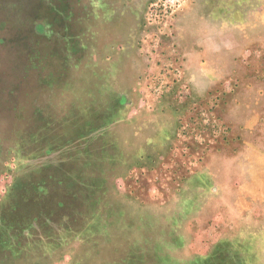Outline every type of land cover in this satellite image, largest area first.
<instances>
[{"label":"rangeland","instance_id":"obj_1","mask_svg":"<svg viewBox=\"0 0 264 264\" xmlns=\"http://www.w3.org/2000/svg\"><path fill=\"white\" fill-rule=\"evenodd\" d=\"M4 202L0 264H264V0H0Z\"/></svg>","mask_w":264,"mask_h":264},{"label":"crops","instance_id":"obj_2","mask_svg":"<svg viewBox=\"0 0 264 264\" xmlns=\"http://www.w3.org/2000/svg\"><path fill=\"white\" fill-rule=\"evenodd\" d=\"M7 202H4V203H0V213H2V211L1 210H3V207H7ZM17 203H15V205H16Z\"/></svg>","mask_w":264,"mask_h":264}]
</instances>
